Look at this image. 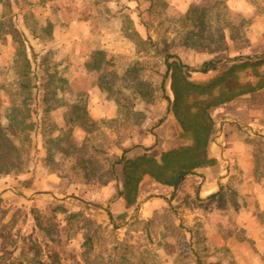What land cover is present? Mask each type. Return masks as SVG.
<instances>
[{
  "label": "rangeland",
  "instance_id": "obj_1",
  "mask_svg": "<svg viewBox=\"0 0 264 264\" xmlns=\"http://www.w3.org/2000/svg\"><path fill=\"white\" fill-rule=\"evenodd\" d=\"M255 39L264 44V0H0V130L19 149L21 167L31 159L37 165L33 174L0 176V190L41 192L32 201L0 193V264H264V232L257 243L231 247L234 238L244 240L231 217L227 228H206L212 220L202 209L190 217L187 201L105 215L83 197L85 185L113 183L129 203L137 185L118 161L133 146L145 152H130L129 161L162 165L192 162L197 148L204 153L205 110L219 100L222 79L217 72L190 77L197 86L186 88L178 62L233 58ZM167 54L175 55L168 59L175 75L164 79ZM174 77L187 94L172 112L177 130L168 125L160 133L174 136L180 155L164 160L168 144L150 146ZM252 144L253 177L264 181V141ZM230 172L232 182L215 200L226 212L240 178ZM48 192L75 199L52 201ZM34 208L49 218L54 209L49 231L36 228ZM257 216L264 224V211Z\"/></svg>",
  "mask_w": 264,
  "mask_h": 264
},
{
  "label": "crops",
  "instance_id": "obj_2",
  "mask_svg": "<svg viewBox=\"0 0 264 264\" xmlns=\"http://www.w3.org/2000/svg\"><path fill=\"white\" fill-rule=\"evenodd\" d=\"M254 41L256 39L252 40L249 52L246 50L245 54L237 55L241 56L239 59L222 58L224 61L214 70L204 74L192 73L186 78L190 87L197 86L191 83L190 77H208L217 72L222 79L219 100L211 101L205 110L210 123V134L204 151L207 164L194 168L192 174L183 175L176 187L151 181L148 176L143 175L137 181L129 203L113 183L104 187L85 185L83 197L89 195L91 202L97 204L103 214L108 215L109 212L114 216L130 213L136 208L145 211L148 205L162 202L175 206L187 201L190 204L189 209L192 210L188 212L190 217L200 216L199 210L202 209L203 216L212 220L206 228H227L226 217H231L230 226L235 228L236 232L244 233V240L242 237L234 238L231 247L240 248L249 241H260L257 233L264 232V224L257 215L258 210L264 211V181L254 180L253 177L256 152L252 142L260 139L264 141V44L258 46ZM163 116L164 122L153 130L156 140L152 142L155 145L150 148L155 146L157 149L160 145L168 144L162 149V153L177 151L174 136L160 133L166 127L167 131L170 126L171 131L177 130L178 127L175 129L173 121L174 115L169 112L161 117ZM144 150V146L138 149L133 146L126 150V159L129 160L127 154L130 152H145ZM228 169L238 170L240 178L234 182L235 203L232 209L226 212L215 207V200L223 196L228 181L232 182V172L228 175ZM39 193L41 192L34 191L27 196L22 195L21 198L26 197L25 199L32 201ZM47 195L52 201L60 203L75 199L74 196L58 197L54 192H48Z\"/></svg>",
  "mask_w": 264,
  "mask_h": 264
},
{
  "label": "trees",
  "instance_id": "obj_3",
  "mask_svg": "<svg viewBox=\"0 0 264 264\" xmlns=\"http://www.w3.org/2000/svg\"><path fill=\"white\" fill-rule=\"evenodd\" d=\"M241 56H235L233 59H239ZM170 58H175V55L173 54H167L165 56V64L167 65L166 72L164 74V79L170 75L174 76L175 74L173 73V69L171 67V63L168 61ZM224 60L222 59H209L207 61H204L200 64L194 65V66H188L183 63L178 62V69H179V76L181 80L183 81L184 87L189 88L190 85L186 82V78L192 74V73H207L211 70H214L218 64L223 62ZM173 85L171 87L172 89V94H173V99L169 98L168 96H165L166 101H167V109L164 114H167L169 112H173L177 114L178 110V100L179 97L186 96V92L181 93V90L177 89L175 86V77L174 81L172 82ZM161 88H165V81L163 80L161 82ZM164 116L161 117L160 119L157 120V122L154 124V127L159 126L164 122ZM180 123H184L183 119L181 120L179 118ZM2 130V129H1ZM0 130V148H4L5 150H0V176H6V175H11V174H16V173H36L35 171L37 170V165L36 162L33 161L32 159L30 160V163L25 166L21 167V164L19 162L20 160V155H19V149L16 148L13 143L8 140L4 134H1ZM195 152V160H192V162L184 163V164H172L171 159L170 161H165L163 162L164 164H159L155 162L152 158H136L134 161H129L126 159L125 153L126 151L123 152L122 156L120 157L118 163H125L124 166L125 168H130V174H132L131 179H135V182L143 176V175H149L153 177L157 182L162 183V184H167L171 185L173 187H176L177 184L179 183L181 177L186 174H192L194 171V168L207 164L208 161L206 159V156L203 152L200 151V149L194 150ZM180 152L178 151H170L167 153L163 154V159H167L172 155H177L179 156ZM7 158H10L11 160L9 163H5L4 161L8 160ZM169 160V159H168ZM127 173V172H126ZM129 173V172H128ZM126 177H129V174H126ZM0 197V201H1ZM50 211V218L47 217L45 213L40 211L39 209L34 208L31 213H32V219L34 221V224L36 228L40 232H43L45 230L49 231L51 227L54 224L55 216L53 214L52 209H47ZM134 222V221H133ZM114 228H118L117 226ZM15 249V247L13 248ZM39 253L42 251L41 249L38 250ZM44 258L46 259L48 256L43 255ZM42 256V257H43ZM53 258L57 259V256L54 255ZM45 263V260L43 261Z\"/></svg>",
  "mask_w": 264,
  "mask_h": 264
},
{
  "label": "water",
  "instance_id": "obj_4",
  "mask_svg": "<svg viewBox=\"0 0 264 264\" xmlns=\"http://www.w3.org/2000/svg\"><path fill=\"white\" fill-rule=\"evenodd\" d=\"M13 194H15L16 196H19V197H22V195L21 194H19V193H17L15 190H13V189H9ZM0 193H2V191L0 192ZM26 198V197H25Z\"/></svg>",
  "mask_w": 264,
  "mask_h": 264
}]
</instances>
